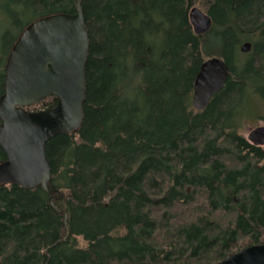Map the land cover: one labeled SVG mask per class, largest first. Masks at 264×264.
<instances>
[{"label": "trees", "instance_id": "1", "mask_svg": "<svg viewBox=\"0 0 264 264\" xmlns=\"http://www.w3.org/2000/svg\"><path fill=\"white\" fill-rule=\"evenodd\" d=\"M77 1L0 0L9 23L0 37V99L24 30L45 16L77 14ZM81 5L90 44L84 120L46 144L55 193L0 185V264H216L264 245V146L241 132L252 117L242 105L264 103V0ZM194 7L212 18L204 35L190 22ZM246 42L252 51L244 54ZM215 57L231 75L198 111L195 80ZM57 104L51 96L27 109Z\"/></svg>", "mask_w": 264, "mask_h": 264}, {"label": "water", "instance_id": "2", "mask_svg": "<svg viewBox=\"0 0 264 264\" xmlns=\"http://www.w3.org/2000/svg\"><path fill=\"white\" fill-rule=\"evenodd\" d=\"M75 15L58 13L31 23L19 37L6 65L5 93L0 99V146L7 160L0 164V185L24 189L42 186L49 193L52 166L46 144L58 135L77 131L84 120L86 66L89 58V32L81 0ZM196 35L208 33L212 18L198 7L190 11ZM252 43L241 47L244 54ZM231 70L224 59L205 61L196 77L193 106L203 111L211 98L226 85ZM58 98L55 108L29 111L27 108L48 97ZM248 140L264 146V125L253 128ZM51 203L55 208L54 199ZM67 226V216L65 218ZM216 264H264V245L248 247Z\"/></svg>", "mask_w": 264, "mask_h": 264}, {"label": "rangeland", "instance_id": "3", "mask_svg": "<svg viewBox=\"0 0 264 264\" xmlns=\"http://www.w3.org/2000/svg\"><path fill=\"white\" fill-rule=\"evenodd\" d=\"M4 2L5 1H1ZM0 2V3H1ZM3 3V4H4ZM18 5V4H16ZM29 20L31 17H27ZM9 25L8 21L3 18V16L0 15V37L6 30L5 28ZM19 29V27H16V31ZM0 52L5 53V50H3V47L1 45V40H0ZM1 57V55H0ZM242 110L243 113L247 112L249 109L251 111V118H248L247 120L244 121L243 127H242V134L247 138L249 132L260 125H264V121L262 119H258L257 116L262 114L264 112V103L260 102L257 99H251L249 102H246L245 104L242 105Z\"/></svg>", "mask_w": 264, "mask_h": 264}]
</instances>
